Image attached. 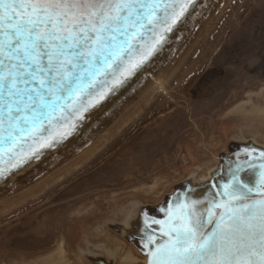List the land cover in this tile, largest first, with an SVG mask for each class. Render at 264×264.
<instances>
[{
	"label": "rangeland",
	"instance_id": "rangeland-1",
	"mask_svg": "<svg viewBox=\"0 0 264 264\" xmlns=\"http://www.w3.org/2000/svg\"><path fill=\"white\" fill-rule=\"evenodd\" d=\"M157 105L168 107L149 119L154 147L135 158L140 177H125L136 183L121 193L111 184L115 167L105 166L111 156H100L105 145L99 143L115 123L127 127ZM92 116L68 145L3 183L0 264H94L107 259L100 249L113 244L121 249L119 260L130 251L143 262L122 236L124 215L158 204L182 183L202 184L238 146L264 148V0H203L159 59ZM156 153L166 154L156 160ZM66 166L60 186L44 184ZM88 170L94 184L101 186L100 170L109 184L88 190L84 181L77 187V177ZM72 184L75 190L63 193ZM26 215L32 219L19 223Z\"/></svg>",
	"mask_w": 264,
	"mask_h": 264
},
{
	"label": "water",
	"instance_id": "water-1",
	"mask_svg": "<svg viewBox=\"0 0 264 264\" xmlns=\"http://www.w3.org/2000/svg\"><path fill=\"white\" fill-rule=\"evenodd\" d=\"M198 2L126 0L128 8L119 24L114 23L100 39L89 33L93 38L87 43L82 40V47L69 57L52 63L42 57L41 67L48 64L51 71L46 68L35 77L24 75L32 71V65L22 52L9 45L10 30L0 24V76L11 72L21 81L15 95L7 87H0V188L6 180L19 177L28 165L68 145L94 113L119 96L144 70ZM6 13L7 8L0 5V15ZM68 59L71 63L64 62L61 67V62ZM237 185L243 195L236 190ZM246 207L257 216L264 211V148L252 143L222 156L207 182H185L169 194L153 209L137 248L146 257L145 264H170L171 260L205 264L204 257L186 255L183 250L161 254V246L171 248L177 236L182 238L185 228L197 219L204 222L200 232L204 237L215 228L221 214L226 222L239 223L236 217ZM210 212L215 214L212 224L208 223ZM229 216L233 219L229 220ZM252 223L259 221L254 219Z\"/></svg>",
	"mask_w": 264,
	"mask_h": 264
},
{
	"label": "snow or ice",
	"instance_id": "snow-or-ice-1",
	"mask_svg": "<svg viewBox=\"0 0 264 264\" xmlns=\"http://www.w3.org/2000/svg\"><path fill=\"white\" fill-rule=\"evenodd\" d=\"M0 5L7 8V13L0 15V24L4 30H10L9 45L22 52L32 65V71L24 73L29 77L43 74L46 68L51 71L48 64L41 67L42 57H47L49 63L69 57L73 50L82 47V40L87 43L93 38L89 33L100 39L104 31L120 23L128 8L126 0H0ZM64 62L71 63V60L62 61L61 67ZM19 67L23 68V64ZM20 82L11 72L6 77L0 76V87H7L12 95L16 94L14 90H18ZM236 190L243 195L239 185ZM213 215L209 213V224L213 223ZM228 219L232 220L233 216ZM236 219L239 223H228L221 214L207 237L200 235L204 222L197 219L185 228L182 238L177 236L171 248L162 245L161 254L183 250L186 255L204 257L205 264H264V211L257 216L246 207ZM254 219L259 223L253 224ZM170 264L192 262L171 260Z\"/></svg>",
	"mask_w": 264,
	"mask_h": 264
},
{
	"label": "bare ground",
	"instance_id": "bare-ground-1",
	"mask_svg": "<svg viewBox=\"0 0 264 264\" xmlns=\"http://www.w3.org/2000/svg\"><path fill=\"white\" fill-rule=\"evenodd\" d=\"M202 1L203 0H199L198 4H200ZM198 4L196 5V7L198 6ZM191 13L186 17V19H184L180 22L178 28L167 39V41L165 42L163 47L152 58V60L148 63V65L144 68L143 71H145V69L151 63H153L154 61L159 59L161 53L164 52V49L170 43L171 39H173L176 32L179 29H181L182 26H184V23L190 17ZM143 71L141 73H143ZM138 76L139 75H137L133 79V81L136 78H138ZM167 107H168L167 105L150 106L149 111L144 112V113L147 112L146 113L147 115L141 117V119L138 122L135 121L133 123H129V125L127 124V127H126V122H117L113 125V127H111L112 130L109 133H107L108 136L105 139H102V141L100 140L101 142L99 143V145H101V146L105 145L104 148H103V146L101 147L103 152H102V154H100V156H103L104 158L109 156V155L111 156L109 159H107L108 163L105 166H107V167L113 166V168L115 167V169H116L115 173L117 175L114 176L113 180L111 181L112 182L111 184L116 186L117 189H122L121 193L125 194L126 192H130L129 191L130 189H128L129 188L128 183H133V184L136 183L135 179L133 180L134 182L133 181L128 182V181H126L125 177H128V178L129 177H132V178L140 177L139 176L140 168L138 167L137 163L136 164L133 163L135 158L138 157V155L140 154V152L142 150L151 149L154 147L153 138H151V136L153 135V133L151 134V129H152V126L154 123L149 121L151 115H153V113L156 114L158 112L164 111L167 109ZM123 128H125V131L123 133H121L122 132L121 130L118 131V129H123ZM136 128H138V129H136ZM134 129H135V131H134ZM118 133H121V134H118ZM135 143H140L141 145H138ZM163 143H164V141H163ZM141 146H143V148L139 149V148H141ZM92 148L93 147L89 148L85 152H91ZM157 150L159 151V149H157ZM153 151L155 153L156 148ZM165 154L166 153H160L158 155L156 153L154 155V157L157 160L158 158L164 156ZM80 163H81V161H80ZM72 165L74 166L73 163H72ZM218 166L219 165H217V167L210 172L209 177L207 178V180L205 182H207L212 177L213 173L216 171ZM104 167H102V170ZM28 168H30V165H28L23 171H21V173L24 172L25 170H27ZM70 168H72V167L70 166ZM92 168H94V167H92ZM67 169L68 168L66 166L63 169H59L58 171L54 172L49 178H47V182L43 181L44 184L49 183V185H52L53 183L56 184L58 182H61L60 177H63V176L67 177L66 176L67 175ZM102 170L99 171L100 185L101 186L109 184V182L106 180L111 179V178L107 177L106 175H104L103 173L101 174L100 172ZM92 174H93V172L92 171L90 172L88 170L87 175H85V176L81 175V176L77 177L78 178L76 180V183H78L77 187L79 184H81L84 181L88 182V184H87L88 190L91 188L93 189V188L101 187V186H99V183L94 184V182L98 181V180H96V179L94 181L90 180L94 176V175L92 176ZM205 182H203V183H205ZM58 185L59 184H56L55 188H57ZM193 185H201V183L200 184H194L193 183ZM75 188H76V185L72 184V185H70V188L64 189L66 191H64L63 193L67 192L68 190L73 192L75 190ZM29 193H30V195L33 194V192H31V191ZM57 194H58V196H57L58 198L57 197L56 198L59 199L62 196V194L61 193H57ZM168 194H170V193H168ZM168 194L163 199H166ZM56 200H52V203L54 206H55L54 202ZM141 210H142V206H139V207L135 208V210H133L132 212L128 213V215H124L122 217L123 222H124L122 236L130 234L134 229H136L137 224L139 223V215H140ZM0 214L2 216L4 213H0ZM57 215H58L57 224H58V226L62 227V221L60 220L62 212L60 214V212L58 211ZM30 219H32V218L29 215L23 216L22 218L19 219V223L26 221V220H30ZM101 246H103V245H101ZM113 246H114V249H112V250L104 249V248L100 249L101 253L104 254V256H106L107 259H109V261L112 259H115L116 264H145L146 263V257L143 254L142 255L144 257V260H143V262H139L138 260L136 261V259L133 258L134 253H131L130 251L128 252V256L126 258H124L123 260L122 259L119 260L121 258V257H119V255L121 253V249L119 246L116 247V245H114V244H113ZM98 256H102V255H98Z\"/></svg>",
	"mask_w": 264,
	"mask_h": 264
},
{
	"label": "flooded vegetation",
	"instance_id": "flooded-vegetation-1",
	"mask_svg": "<svg viewBox=\"0 0 264 264\" xmlns=\"http://www.w3.org/2000/svg\"><path fill=\"white\" fill-rule=\"evenodd\" d=\"M239 149H240V146L236 147L235 152L239 151ZM180 185H177L174 188V190ZM164 201H165V199H163L158 204H155V205L151 204L150 206H146L141 210L140 215H139V223L137 224L136 229H134L130 234H127L124 236V237H127V239L132 243L133 246L137 247L138 238L143 234L145 227H148V224L150 223V220L152 218L153 209L155 207H157L158 205L162 204V202H164ZM103 259L107 260L105 257L97 258L98 261H102V262L104 261V263H105V260H103Z\"/></svg>",
	"mask_w": 264,
	"mask_h": 264
}]
</instances>
